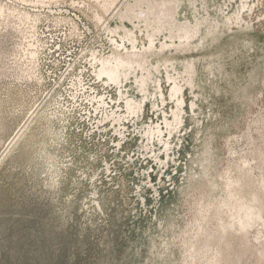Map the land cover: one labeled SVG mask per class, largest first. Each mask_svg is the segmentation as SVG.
<instances>
[{"label":"rangeland","instance_id":"374dc122","mask_svg":"<svg viewBox=\"0 0 264 264\" xmlns=\"http://www.w3.org/2000/svg\"><path fill=\"white\" fill-rule=\"evenodd\" d=\"M98 1L0 0V264H264V0H176L179 22L201 21L176 47L159 26L161 55L150 62H175L169 82L182 80L184 101L166 153L137 133L171 119L163 69L145 83L152 92L159 78L164 102L156 92L157 108L146 101L137 114L123 101L140 98L133 75L119 91L93 73L92 52L116 51L111 40L133 49L108 30L133 0L106 12ZM142 19H123L139 54ZM190 61L194 83L183 71ZM78 75L90 88L71 95L79 84L67 79ZM87 92L110 102L90 109ZM247 201L262 212L244 227L240 217L254 218Z\"/></svg>","mask_w":264,"mask_h":264},{"label":"bare ground","instance_id":"6f19581e","mask_svg":"<svg viewBox=\"0 0 264 264\" xmlns=\"http://www.w3.org/2000/svg\"><path fill=\"white\" fill-rule=\"evenodd\" d=\"M114 2H115V0H99L98 4L100 6H98V7L100 9V12H103V11L106 12L108 9H111V6L113 7ZM171 6H173V8ZM179 7H180V3H178V1H176V0H172V1L161 0L158 2H156V0H133L132 2H128L125 5L124 10L119 12V14H118L119 21L116 22L115 27L110 28V29L108 28V30L114 31L115 33H116V30L123 31L127 40L131 41V46L133 49L129 52H127L126 50H125L126 51L125 53L121 52L120 48L121 47L125 48L124 43H122V42L118 43L116 40H111L114 47L117 48L116 51L112 50V53L108 54V55H102L101 54L100 58L97 57L99 55V54H97V52H92L91 57L89 59V60H91L90 66L93 68V73L96 76V78L101 80L103 77H105L106 83L110 82V83H113L114 85H118L119 91H120L119 88L122 87L123 81L126 79H129L130 76H132V75L134 76L135 83L138 84L139 87H141V89L138 91L140 94V98H137L136 95H132V94L123 96L124 107H125L126 112L128 114H131V113L137 114L138 112L142 111V108L144 106V102L150 101V100H151L150 102L152 103V108H154V109L157 108L156 103H155L156 94H157L156 92H158V96L160 97L159 99H162V103L164 102V99H163L164 95H163L162 90H161L160 79L157 78V80L154 83H152L154 86L152 92H149V89H147V88H149V85L151 83L150 84L145 83L147 76H152L154 74V73L152 74V69H154V71L156 70L157 74H159V75H161V69H163V71L165 73L166 81L169 83V86H170L169 98L171 100L173 99L175 101V108L171 109V111H170L171 112V119L166 118V115H164L163 121L162 122L159 121V122H161L160 124H156V126L147 125L146 128H142V131L138 130L137 133H139L140 137L144 138L147 141V143H149V144L153 143L154 139H156L157 143L159 142L161 145L164 146L163 149H164L165 153L168 150V145H169L168 140L171 137L172 133H175L173 131H177V130L179 131L178 128L183 123V121H182V114H183L182 105L184 103L183 98H182V91H183L182 84L183 83H181L182 80L180 78H177V79L169 82L170 81L169 80L170 79L169 73L176 70L175 66H174L175 62H171L170 59H165V60L163 59L162 62L157 63L158 62L157 61L155 65H152L150 60L152 61L153 55H157V56L161 55L158 53L159 48L156 49V45H155V37L161 31L160 29L158 30L159 26H163V28L166 30V32H168L169 38L171 39L169 45H174L176 47L177 46L176 40H180V39L187 40L188 38H190L192 36V26L193 25L196 26L197 23L201 22L198 20V18H197V20L195 19V23L193 25L190 23L191 21L190 22L187 21L185 25L182 24L181 22H179L177 20L178 10L175 12V9H178ZM93 16L95 17V19L98 22H100V20H102V14L99 13V11L95 12L93 14ZM131 17H134V18H137V17L141 18L142 17L143 18L140 22H143L144 29L146 30V37L148 40V44L145 48H146L147 52L145 50V52H140V54H139V52L137 53L134 51V49L136 48V44L134 43L136 41V37H134V31L131 30V28H127L123 22V19H125V18L130 19ZM116 20H118V19H116ZM112 21H114V20H112ZM176 21H178V22H176ZM104 27H105V25H104ZM139 27H141V24H139ZM97 62L100 65H97ZM186 65H188V66H186ZM139 68L141 70L140 71L141 73H140V77L138 78V77H136L135 72H137V70ZM170 68H172V69L169 71L168 69H170ZM194 68H195L194 62H191V61L187 62L184 65L183 71L186 70L185 73L187 74V77H188V78H186L187 82H190V83L195 82ZM143 71H145V72H143ZM121 95H122V93L119 94V96H121ZM190 103H191V101H190ZM191 105H192L191 107L194 106L193 104H191ZM45 106H46V104H45ZM45 106L43 108H45ZM45 114H46V112H45ZM30 119H31V117H30ZM27 120H28V117H27ZM161 124L164 125L165 131L162 129ZM22 127H21V129H22ZM28 127L29 126H27V128ZM164 132H166L167 136H168L166 139L163 138L165 135ZM16 140H17V133L14 135V137L12 138L11 141L15 142ZM138 142H140V140ZM144 144H146V143H144ZM45 145H47V144H45ZM142 147L145 150L148 149L147 145H144ZM44 149H45V147H44ZM149 156H151V155H149ZM153 157L155 160L156 159L159 160L155 154L153 155ZM166 157H168V153L166 154ZM164 162H165V160H164ZM199 163H201V162H199ZM206 172H207V170H206ZM228 181H230V179H228ZM238 181L239 180L237 179L235 182H228V184H236V183H238ZM210 187H211V185H210ZM230 193H232V191H230ZM251 199L257 200L261 204V200H260L258 194H252ZM242 205H248L249 206V207H247V209L244 212L246 213L247 217L251 218L254 216V218L252 219L251 222H248V221H244L243 216H242V218L241 217L239 218V222L241 224H245L244 227H246L248 225L251 226L252 223L255 221V219L261 214L262 208H259V207L256 208L252 205H249L248 201H247V203H244ZM200 210H199L200 213H204L206 215V212H207L206 207L203 209H200ZM238 229L241 230V227L238 226Z\"/></svg>","mask_w":264,"mask_h":264},{"label":"built area","instance_id":"2783aa9c","mask_svg":"<svg viewBox=\"0 0 264 264\" xmlns=\"http://www.w3.org/2000/svg\"><path fill=\"white\" fill-rule=\"evenodd\" d=\"M50 39L53 40L54 38H49V39H47V41H46L45 44H44L43 42H42V44H43V46H44V48H45L46 50L49 49V51H53V52H54V51H56V47H58V45H57L55 42H53V41L50 42V41H49ZM56 45H57V46H56ZM82 50H84V52L86 51V49H82ZM84 52L81 53V51H80L79 55H83ZM67 65H68V64H67ZM71 69H72V67H70V66L68 65V67H67L65 73H63V74L61 75V77L64 76V74H67V75H68V72H69ZM82 72H83V71H82L81 69L78 70V73H79V74H82ZM78 76H79V75H78ZM61 77H60V79H61ZM67 80H68V81H69V80H74V81H76V82L79 84V85L77 86V88H73L72 85L69 84L70 88L73 89V91L75 92V93H70L71 95H72V94L80 95L81 92L86 91L87 89L90 88V87H89L90 84L87 83V82H85L81 76H79L78 78H76V77H69ZM97 97H100V96H94V94H92L91 92H89V93L87 92V94L85 95V98L87 99V102H88L89 105H90V109H92V105H91L90 101H91V100H96V102H98V105H97L96 102H95V104H96V108H99V109L103 110L104 107L101 106L100 104L103 103V100L105 101L104 103L107 104L108 102H110V99H107V97L104 96V97H103V100H101V99H96ZM78 106H80V105H78ZM107 107H108V106H107Z\"/></svg>","mask_w":264,"mask_h":264}]
</instances>
